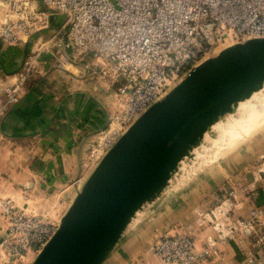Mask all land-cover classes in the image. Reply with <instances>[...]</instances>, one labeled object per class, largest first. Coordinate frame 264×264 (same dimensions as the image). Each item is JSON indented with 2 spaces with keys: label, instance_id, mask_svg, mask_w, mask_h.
Instances as JSON below:
<instances>
[{
  "label": "built area",
  "instance_id": "obj_1",
  "mask_svg": "<svg viewBox=\"0 0 264 264\" xmlns=\"http://www.w3.org/2000/svg\"><path fill=\"white\" fill-rule=\"evenodd\" d=\"M260 37L264 0H0V42L31 44L13 82L0 85V111L18 103L28 80L47 69L76 70L104 88L109 112L80 164L88 176L129 126L216 47ZM239 198L250 203L244 216ZM0 205L7 222L0 249L11 264L28 263L58 222L11 199ZM194 227L211 230L200 251ZM231 241L247 243L244 264H264V155L252 187L231 188L219 202L197 209L193 224L160 237L153 252L160 264H232L225 249Z\"/></svg>",
  "mask_w": 264,
  "mask_h": 264
},
{
  "label": "crops",
  "instance_id": "obj_2",
  "mask_svg": "<svg viewBox=\"0 0 264 264\" xmlns=\"http://www.w3.org/2000/svg\"><path fill=\"white\" fill-rule=\"evenodd\" d=\"M30 48L27 43L0 42V85L12 82ZM3 100L0 89V102ZM108 105V92L82 79L76 70L47 69L30 78L24 97L0 111V204L11 199L30 214L61 217L87 177L81 159L88 142L104 126ZM263 141L264 136L252 137L239 144L191 178L186 187L161 197L102 264H160L153 252L160 237L193 224L197 209L219 202L231 188L241 192L253 186L264 155ZM239 200L242 207L238 212L244 216L250 203ZM6 226L0 205V234ZM210 232L208 227L193 228L197 251ZM225 249L232 264H244L247 243L231 241Z\"/></svg>",
  "mask_w": 264,
  "mask_h": 264
},
{
  "label": "water",
  "instance_id": "obj_3",
  "mask_svg": "<svg viewBox=\"0 0 264 264\" xmlns=\"http://www.w3.org/2000/svg\"><path fill=\"white\" fill-rule=\"evenodd\" d=\"M263 82L264 37L205 58L107 150L30 264H102L170 187L204 132L211 135L209 127Z\"/></svg>",
  "mask_w": 264,
  "mask_h": 264
},
{
  "label": "rangeland",
  "instance_id": "obj_4",
  "mask_svg": "<svg viewBox=\"0 0 264 264\" xmlns=\"http://www.w3.org/2000/svg\"><path fill=\"white\" fill-rule=\"evenodd\" d=\"M223 45H220V46H218V47H216L215 49H214V51L209 55V56H207V57H210V56H215L221 49H223ZM12 79L14 80V76H12ZM13 80H12V82H13ZM11 82V83H12ZM10 83V84H11ZM4 85H6V84H4ZM8 85V84H7ZM262 91H264V89H260V90H258V91H255V92H253L252 94H251V96L249 97V98H247V99H245V100H249L255 93H260V92H262ZM3 93V92H2ZM245 100H243V101H240L239 102V104L237 103V106L239 107V105L241 104V103H243V102H245ZM209 129H212L211 131L212 132H214V131H216L215 133H217L216 135H215V133H213V135L210 137V133H207V131L204 133L205 134V136L203 137V139H202V145H200V146H198V148L196 149V151H195V153L196 152H198V151H200L203 147H205V146H207L206 148L208 149V151H207V153L205 154V156H207V155H210L209 157H212V156H214L215 157V159L214 160H218V159H220V158H222L223 156H225V155H227V154H229V153H231V152H233L234 150H235V148H237V146H239V144H241V143H243V142H246V141H248V140H250V138H252V137H260V138H262V136H264V123H262V124H259V125H257V126H255L254 128H252L251 130H250V133H249V131H248V135L246 134L245 135V137H241L240 139H230V140H225L224 138H221L220 137V130H218V128H209ZM216 137V138H215ZM214 139H215V141H214ZM222 139V140H221ZM211 140H213V141H211ZM233 140H235V141H233ZM211 141V142H210ZM213 142V143H212ZM224 142V143H223ZM230 143V144H229ZM263 143V145H264V141L262 142ZM212 144V145H211ZM214 144V145H213ZM215 144L217 145V146H215ZM221 144H222V146H221ZM211 145V146H210ZM201 146H202V148H201ZM215 147V148H214ZM225 147V148H224ZM212 149V150H211ZM213 149H215L214 151H213ZM211 152H212V154H211ZM210 153V154H209ZM196 154H198V153H196ZM204 153H202L201 155H198V156H196L194 159L193 158H190V159H185V160H183V165H180V168L178 167V170L174 173V175H173V181L172 182H170L171 183V185H170V187H168V188H166V190H164V192L162 193V197L163 196H165L166 194H168L169 192H171V191H179L180 190V188L181 187H186V185L188 184V182L191 180V178H193V177H196L199 173H201L202 172V170L203 169H205L204 167H202V169L201 170H199L197 173H195V174H192L193 173V171H190L191 170V168L193 169V167L191 166V165H193V166H195L196 164H198L199 162H200V160L202 159L203 160V158H204V155H203ZM203 156V157H202ZM199 158V160H198V158ZM201 157V158H200ZM197 158V159H196ZM194 160V161H193ZM197 160H198V162H197ZM201 160V161H202ZM192 161V162H191ZM197 162V163H196ZM194 163V164H193ZM196 163V164H195ZM183 167V168H182ZM188 167V168H187ZM190 167V168H189ZM84 169L86 170L87 169V167H84ZM83 168H82V171L84 170ZM185 169V170H184ZM190 169V170H189ZM189 172H188V171ZM183 171V172H182ZM185 171V172H184ZM188 172V173H187ZM191 173V174H190ZM185 174V175H184ZM189 176V177H188ZM187 179V180H186ZM164 194V195H163ZM161 198V197H160ZM153 204V203H152ZM151 204V205H152ZM151 205H148V206H146V208L143 210V214H145V212H148V208L151 206ZM28 213V212H27ZM32 214V213H31ZM41 214H43V213H41ZM47 217H48V219L49 220H51V221H53V220H55V221H59V219L61 218V217H59V215H56V213L54 214V215H49V214H47V213H44ZM59 217V218H58ZM142 217H143V215H142ZM142 217H140V218H142ZM139 218V217H138ZM139 218V219H140ZM138 219V220H139ZM34 259V258H33ZM32 259V257L28 260V263H25V264H30L31 263V261L33 260ZM0 264H11V263H9L7 260H6V257H5V255L2 253V251H1V249H0ZM17 264H21V263H17Z\"/></svg>",
  "mask_w": 264,
  "mask_h": 264
},
{
  "label": "bare ground",
  "instance_id": "obj_5",
  "mask_svg": "<svg viewBox=\"0 0 264 264\" xmlns=\"http://www.w3.org/2000/svg\"><path fill=\"white\" fill-rule=\"evenodd\" d=\"M260 89H264V82L262 83L261 88H259L258 90H260ZM238 104H239V102H238ZM262 123H264V91H262L260 93H255L249 100H245V102L241 103L239 105V107L236 105V107L234 108V110L232 112H229V113H226L225 115H223L220 119L217 120V122H215L214 124H212L209 128H212V127L213 128H218V130H220V133H219L220 134V137L221 138H224L227 141V140H230V139H240L241 137H245V135L248 133V131L250 133V130L252 128H254L255 126H257L259 124H262ZM216 131L212 132V134L210 135V137ZM216 134L217 133H215V135ZM211 141H213V140H211ZM214 141H215V139H214ZM233 141H235V140H233ZM215 146H217V145L215 144ZM221 146H222V144H221ZM206 147L207 146H205V147L202 148V146H201L202 149L200 151L196 152L198 154L195 153L196 150L192 153L193 155H192L191 158H193V159L196 156L201 155L202 153H204L203 154L204 155V158H203V160L201 159L202 161L200 160V162L198 164H196L198 162V160H199V158L197 157L198 160L195 163L196 165L195 166L191 165L193 167V169L191 168V170L190 169L189 170L190 171H193L192 174L197 173L199 170L202 169V167H204V166L207 167L211 163H213L214 161H216V160H214L215 159L214 156H212V157H209L210 155L205 156V154L207 153V151L209 149V148L207 149ZM214 150L215 149H213V151ZM211 154H212V152H211ZM138 212H141V211H138Z\"/></svg>",
  "mask_w": 264,
  "mask_h": 264
}]
</instances>
